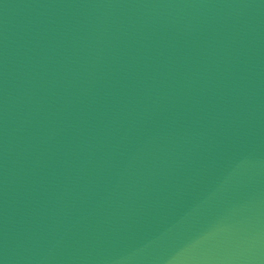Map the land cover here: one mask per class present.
<instances>
[{
  "label": "water",
  "instance_id": "1",
  "mask_svg": "<svg viewBox=\"0 0 264 264\" xmlns=\"http://www.w3.org/2000/svg\"><path fill=\"white\" fill-rule=\"evenodd\" d=\"M0 264H264V0H0Z\"/></svg>",
  "mask_w": 264,
  "mask_h": 264
}]
</instances>
